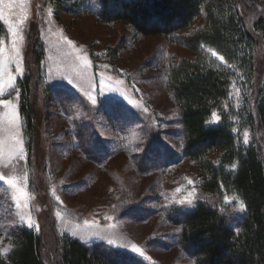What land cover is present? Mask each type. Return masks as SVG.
<instances>
[{
  "label": "rangeland",
  "instance_id": "1",
  "mask_svg": "<svg viewBox=\"0 0 264 264\" xmlns=\"http://www.w3.org/2000/svg\"><path fill=\"white\" fill-rule=\"evenodd\" d=\"M236 4L253 33L264 0ZM99 10L100 0H0V250L12 249L10 230L23 225L42 236L51 264L62 233L116 264H197L181 239L185 214L206 200L239 228L245 205L234 194L202 192L184 153L167 81L172 63L189 53L179 36L97 22ZM32 35L45 48L40 68ZM255 65L261 84L262 42ZM26 75L36 119L31 151L20 112ZM218 121L213 114L209 123ZM242 136L250 142L243 125Z\"/></svg>",
  "mask_w": 264,
  "mask_h": 264
},
{
  "label": "trees",
  "instance_id": "2",
  "mask_svg": "<svg viewBox=\"0 0 264 264\" xmlns=\"http://www.w3.org/2000/svg\"><path fill=\"white\" fill-rule=\"evenodd\" d=\"M96 19L129 25L135 35L179 36L189 54L169 67L167 88L182 123L184 153L194 162L202 192L234 194L245 205L242 223L235 228L218 205L198 201L185 214L181 239L197 264H264V82L255 81V50L259 42L264 45V10L253 33L236 0H100ZM33 36L28 38L40 68L45 48ZM205 46L222 54L228 65L211 58ZM31 84L26 75L20 112L29 139L36 120ZM234 85L242 88L241 105L233 99ZM213 114L219 116L215 124L209 123ZM242 125L251 134L248 143ZM8 236L12 249L0 252V264H51L40 234L17 225ZM55 250L54 264H116L66 233L55 239Z\"/></svg>",
  "mask_w": 264,
  "mask_h": 264
},
{
  "label": "snow or ice",
  "instance_id": "3",
  "mask_svg": "<svg viewBox=\"0 0 264 264\" xmlns=\"http://www.w3.org/2000/svg\"><path fill=\"white\" fill-rule=\"evenodd\" d=\"M0 18H2V17H0ZM69 43H71V42L69 41ZM212 55H213V56H215V55H216V53H215V52H213V53H212ZM233 167H235V165H233ZM239 206H240V208H241V209H243V208H244V204H243V203H240V205H239ZM21 219H23V217H21ZM134 250H136V249L134 248ZM2 251H7V249L0 250V252H2Z\"/></svg>",
  "mask_w": 264,
  "mask_h": 264
}]
</instances>
